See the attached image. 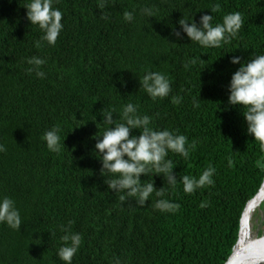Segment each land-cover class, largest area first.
Returning a JSON list of instances; mask_svg holds the SVG:
<instances>
[{"label":"trees","instance_id":"16d2710c","mask_svg":"<svg viewBox=\"0 0 264 264\" xmlns=\"http://www.w3.org/2000/svg\"><path fill=\"white\" fill-rule=\"evenodd\" d=\"M29 2L0 0V144L6 149L0 199H14L22 217L19 230L0 223V264H66L58 256L62 226L83 237L72 264H225L244 209L264 182V152L247 134L243 106L229 105L227 91L239 67L231 56L247 62L264 54V0H108L104 9L99 0H55L64 28L54 46L42 41L40 48L43 33L23 6ZM217 3L213 24L231 12L243 17L230 43L204 48L172 35L181 18L199 21ZM145 7L152 17L142 13ZM126 10L133 21L124 20ZM32 56L46 59L44 78L26 71ZM149 71L168 76V96L154 100L140 87ZM129 102L154 129L176 130L188 138L186 147L194 145L187 159L169 152L174 188L153 172L142 175V183L166 189L165 197L153 192L143 206L136 197L120 200L126 190L107 187L91 139L111 127L102 109L119 114ZM57 124L66 144L60 153L42 139ZM209 166L216 169L213 185L185 193L181 177H198ZM161 198L179 209H156Z\"/></svg>","mask_w":264,"mask_h":264},{"label":"clouds","instance_id":"9594fccd","mask_svg":"<svg viewBox=\"0 0 264 264\" xmlns=\"http://www.w3.org/2000/svg\"><path fill=\"white\" fill-rule=\"evenodd\" d=\"M54 3L55 0H30L23 5L27 9V19L31 24L38 25L43 33L40 40L36 41L37 48L42 47V41L54 46L64 28L63 13L59 8L53 7ZM107 4L108 0H99L98 7L104 9ZM210 9L212 14L204 13L199 21L190 22L181 18L178 22L179 28L174 27L172 35L177 40H183L186 36L190 41H195L204 48H220L230 43L239 34L244 23L242 14L228 13L223 16L222 23L213 24V13L220 10V4L217 3ZM141 11L149 17L154 15L152 8L145 7ZM123 18L128 22L133 21L134 12L126 10ZM245 60L239 55L231 56L230 63L239 67L232 73L227 86L228 104L243 106L242 115L247 125V134L259 142V148L264 152V54L255 55L247 59V62ZM46 62L45 58L29 57L27 63L31 67L26 71L44 78L46 73L42 70V66ZM196 62L195 59L190 61L193 65ZM139 82L140 87L154 100L168 96L171 91L170 79L163 72L149 71L139 79ZM180 102L181 98L173 97V103ZM193 105L199 107L196 97H193ZM114 114H117L115 108L102 109L100 116L111 127H108L102 135L93 133L91 136V139L95 140L94 151L99 154L97 158L101 161L100 174L105 178L104 183L114 192L126 190V194L121 195L120 200H125L126 196L136 197V202L141 206L148 201L153 192L156 197H165L164 187H156L155 181L142 183V175L147 176L153 172L155 176L166 178L168 185L174 188L177 176L172 160L167 159L169 152L178 153L187 159L194 145L186 147L188 138L176 130L154 129L151 126V118L142 115L138 105L134 103L123 105L116 118ZM92 121L96 122L95 119ZM97 127L99 128L98 124ZM61 131V126L57 124L43 134L42 139L46 141L49 151L60 153L66 145L65 140L63 143L61 141ZM5 150L4 145L0 144V152ZM215 171L214 167L209 166L198 177L183 175L181 179L184 192L191 194L199 188L213 185ZM106 173L113 174L114 178L109 179ZM179 207V204L170 202L166 198L158 199L155 203V208L162 212H175ZM0 223H6L12 229H20L22 217L15 200L11 197L5 196L0 199ZM71 223L70 221L69 224ZM62 231L65 234L60 239L64 243L58 249V256L66 264H72L83 237L66 226H62ZM115 264H120V260L117 259Z\"/></svg>","mask_w":264,"mask_h":264},{"label":"water","instance_id":"95a60500","mask_svg":"<svg viewBox=\"0 0 264 264\" xmlns=\"http://www.w3.org/2000/svg\"><path fill=\"white\" fill-rule=\"evenodd\" d=\"M264 201V182L257 194L247 203L242 218L239 234V243L234 246L233 252L225 264H264V231L262 235L256 232L252 239L245 240L244 233L251 225V215L256 209H261ZM262 215L264 217L263 211ZM251 249V251H249Z\"/></svg>","mask_w":264,"mask_h":264},{"label":"rangeland","instance_id":"374dc122","mask_svg":"<svg viewBox=\"0 0 264 264\" xmlns=\"http://www.w3.org/2000/svg\"><path fill=\"white\" fill-rule=\"evenodd\" d=\"M260 218V215L258 214V212H256L253 218V232H258L259 235H261L264 231V223L261 224Z\"/></svg>","mask_w":264,"mask_h":264},{"label":"bare ground","instance_id":"6f19581e","mask_svg":"<svg viewBox=\"0 0 264 264\" xmlns=\"http://www.w3.org/2000/svg\"><path fill=\"white\" fill-rule=\"evenodd\" d=\"M255 212L251 215V225H250V227L245 230V233H244V239L245 240L252 239L256 235V232H253V226H254L253 225V218H254Z\"/></svg>","mask_w":264,"mask_h":264},{"label":"flooded vegetation","instance_id":"af4514ba","mask_svg":"<svg viewBox=\"0 0 264 264\" xmlns=\"http://www.w3.org/2000/svg\"><path fill=\"white\" fill-rule=\"evenodd\" d=\"M261 211H263V213H264V201L262 202V204H261V209H256V212H258V214L260 215V222H261V224L262 223H264V217H263V215H262V212ZM255 212V213H256ZM262 235V234H261Z\"/></svg>","mask_w":264,"mask_h":264}]
</instances>
